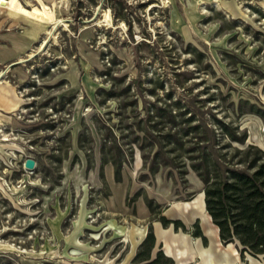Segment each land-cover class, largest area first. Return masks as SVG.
<instances>
[{
	"label": "rangeland",
	"instance_id": "rangeland-1",
	"mask_svg": "<svg viewBox=\"0 0 264 264\" xmlns=\"http://www.w3.org/2000/svg\"><path fill=\"white\" fill-rule=\"evenodd\" d=\"M11 12L51 34L0 67L18 103L0 111V264H145L149 232L159 263L215 245L264 264L219 241L185 146L162 139L220 119L264 150V0H0Z\"/></svg>",
	"mask_w": 264,
	"mask_h": 264
},
{
	"label": "trees",
	"instance_id": "trees-1",
	"mask_svg": "<svg viewBox=\"0 0 264 264\" xmlns=\"http://www.w3.org/2000/svg\"><path fill=\"white\" fill-rule=\"evenodd\" d=\"M162 139L178 148L185 146L188 168L202 184L205 211L219 241L234 244L242 254L261 257L264 263V150L246 144L247 133L238 124L220 119L215 120L213 128L188 125ZM161 223L163 227L172 223L176 229L179 221L163 218ZM155 243L149 232L141 244L146 254H137L135 259L149 261L145 264H166L159 263L161 251L151 259Z\"/></svg>",
	"mask_w": 264,
	"mask_h": 264
},
{
	"label": "crops",
	"instance_id": "crops-1",
	"mask_svg": "<svg viewBox=\"0 0 264 264\" xmlns=\"http://www.w3.org/2000/svg\"><path fill=\"white\" fill-rule=\"evenodd\" d=\"M45 33L42 23L11 12L0 18V67L17 63ZM18 103L7 85H0V111L12 112Z\"/></svg>",
	"mask_w": 264,
	"mask_h": 264
},
{
	"label": "bare ground",
	"instance_id": "bare-ground-1",
	"mask_svg": "<svg viewBox=\"0 0 264 264\" xmlns=\"http://www.w3.org/2000/svg\"><path fill=\"white\" fill-rule=\"evenodd\" d=\"M59 22H60V20H58L56 23H54L53 24V28L56 27V25ZM45 34L50 35L51 31L47 30L45 32ZM47 44H48V37L44 38L43 40L41 39L38 49H43ZM3 75H4V72L0 71V84L3 83V81L1 80ZM202 194L201 193L199 194V197L196 200V204H197V206H198V208H199V210L201 212H205V210H204V201H203ZM185 205H187V204L185 203ZM206 217L209 218V216H207V215H206ZM197 253L199 255L201 264H232L231 258L228 257L227 254L222 252V250L218 251L215 245H212L209 248L200 247V248H198V252Z\"/></svg>",
	"mask_w": 264,
	"mask_h": 264
},
{
	"label": "water",
	"instance_id": "water-1",
	"mask_svg": "<svg viewBox=\"0 0 264 264\" xmlns=\"http://www.w3.org/2000/svg\"><path fill=\"white\" fill-rule=\"evenodd\" d=\"M24 168L26 170L32 171L35 168V161L31 158L25 159Z\"/></svg>",
	"mask_w": 264,
	"mask_h": 264
}]
</instances>
